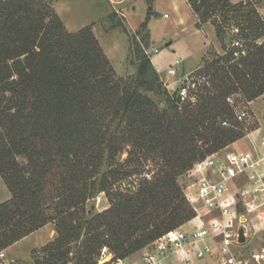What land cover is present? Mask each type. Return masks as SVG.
Returning a JSON list of instances; mask_svg holds the SVG:
<instances>
[{
	"label": "trees",
	"instance_id": "trees-1",
	"mask_svg": "<svg viewBox=\"0 0 264 264\" xmlns=\"http://www.w3.org/2000/svg\"><path fill=\"white\" fill-rule=\"evenodd\" d=\"M41 2L0 1V172L11 191L0 204V250L53 219L57 235L38 264L65 261L74 242L77 264H96L103 245L123 258L195 215L176 177L237 136L221 125L234 116L229 95L251 100L264 93V41L257 42L263 21L253 10L240 15L242 1L187 0L199 22L216 14L227 22L230 12L237 13L236 26L251 45L232 39L218 57L228 65L197 71L206 79L195 100L178 103L137 42L136 74L117 77L90 28L68 32ZM212 24L221 37L225 27ZM199 141L212 145L203 152ZM124 145L135 152L133 162L152 153L160 170L134 192L115 190L107 211L74 220L69 210L87 194L110 190L132 173L115 166ZM16 154L25 162H16ZM55 155L68 177L59 186L60 207L47 216L41 206ZM91 171L98 179L87 182Z\"/></svg>",
	"mask_w": 264,
	"mask_h": 264
},
{
	"label": "rangeland",
	"instance_id": "rangeland-1",
	"mask_svg": "<svg viewBox=\"0 0 264 264\" xmlns=\"http://www.w3.org/2000/svg\"><path fill=\"white\" fill-rule=\"evenodd\" d=\"M230 1L232 3L244 2L245 6L239 9V14L244 15L253 10L255 14L261 17L264 25V0ZM41 3L50 5L68 32L90 28L115 75L125 79L136 74L135 57L132 55L134 41L149 56L163 83L164 81L172 83L183 72L187 73L194 69L198 73L199 71L203 72L206 67L215 63L221 66L228 65L225 64V60H219L218 57L226 55L232 39L241 40L243 48L251 45V41L245 39L239 27L236 26L237 13L230 12V20L227 22H224L219 14L211 16L205 22H199L190 4L185 0H156L155 2L153 0H42ZM174 5L177 6L176 9ZM214 21L225 27V33L221 37L216 35V28L212 24ZM262 41H264V35L257 40L258 43ZM224 45L226 46L225 49L223 48ZM175 58L180 59L181 64L177 74L169 76L166 69ZM209 72L213 73L211 67ZM148 94L155 101H159V97L155 96L153 92H148ZM1 96L0 93V98ZM227 101L233 107L234 116L225 120L226 125H221L224 128L231 127L234 129L237 136L220 145L219 148L227 146L229 149H248L251 139H258L264 135V93L248 100L242 93L235 92L229 95ZM238 111H245L246 116L243 120L237 118ZM236 121L239 125L234 123ZM211 145L210 142L208 144H204L202 141L198 142V147L203 152ZM131 150V146L124 145L122 152L115 157V166L121 165L124 171L129 170L132 173L124 178L121 176L110 190H97L93 194H87L85 200L69 210L74 220L90 219L107 211L112 206V193L115 190L134 192L144 179L154 178L161 168V161L153 159V154L149 153L142 156L143 158L139 159V163L133 162L136 154L135 152L129 154ZM207 154L208 152L203 157ZM15 156L16 162H25V158L21 155L16 154ZM203 157L197 158L194 163ZM191 167L176 177L185 197L192 193L195 187V178L188 172ZM98 175L99 173L89 172L86 177L87 182L93 179L97 180ZM67 177L62 161L58 156H53V163L45 180V196H43L45 200L41 206L45 215L54 216L60 207L57 204L60 202L59 196L62 194L59 191V186L62 184V179ZM10 196L11 191L0 172V204L9 199ZM187 221L174 226L186 223L188 227L190 224ZM261 224L262 221L256 218L255 224L251 227L250 236L243 246L246 256L252 257L258 252L264 241L260 229ZM56 235V222L51 219L23 238L1 249L0 253H4L7 264H38V261L45 254L42 251L43 247L54 240ZM74 243L69 246L71 252L68 254V258L58 264H77L75 255L77 247ZM140 249L131 254L137 256L141 252ZM195 264L213 263L208 259H202L196 261Z\"/></svg>",
	"mask_w": 264,
	"mask_h": 264
},
{
	"label": "built area",
	"instance_id": "built-area-1",
	"mask_svg": "<svg viewBox=\"0 0 264 264\" xmlns=\"http://www.w3.org/2000/svg\"><path fill=\"white\" fill-rule=\"evenodd\" d=\"M234 45H239L238 41ZM180 64L175 58L167 74L175 76ZM205 79L194 69L163 84L178 103H183L195 100ZM236 115L239 120L246 116L245 111ZM188 172L195 178L193 192L186 195L195 212L187 221L190 225L165 231L143 246L137 256L114 257L103 245L97 264H195L202 259L213 264H264V241L252 257L243 251L256 218L262 221L264 239V135L251 139L245 150L219 148L196 161ZM0 260V264H7L3 252Z\"/></svg>",
	"mask_w": 264,
	"mask_h": 264
},
{
	"label": "crops",
	"instance_id": "crops-1",
	"mask_svg": "<svg viewBox=\"0 0 264 264\" xmlns=\"http://www.w3.org/2000/svg\"><path fill=\"white\" fill-rule=\"evenodd\" d=\"M154 2L156 1V0H153ZM185 1H187V0H185ZM174 8L176 9L177 8V6L176 5H174ZM166 15V14H165ZM130 256H133V254H131Z\"/></svg>",
	"mask_w": 264,
	"mask_h": 264
},
{
	"label": "water",
	"instance_id": "water-1",
	"mask_svg": "<svg viewBox=\"0 0 264 264\" xmlns=\"http://www.w3.org/2000/svg\"><path fill=\"white\" fill-rule=\"evenodd\" d=\"M244 240V238H243V235L241 234L240 235V241H243Z\"/></svg>",
	"mask_w": 264,
	"mask_h": 264
}]
</instances>
